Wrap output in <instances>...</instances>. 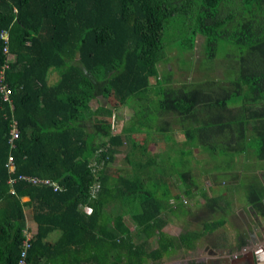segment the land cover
Returning <instances> with one entry per match:
<instances>
[{"label":"trees","instance_id":"1","mask_svg":"<svg viewBox=\"0 0 264 264\" xmlns=\"http://www.w3.org/2000/svg\"><path fill=\"white\" fill-rule=\"evenodd\" d=\"M178 23L185 38L176 35ZM3 31L9 58L0 38V70L7 63L19 138L10 151V112L0 98V264L18 262L26 207L36 224L27 264H147L195 250L224 218L178 236L163 231L162 218L172 212L170 176L189 169L195 148L206 154L207 166L211 161L216 167L207 171L196 161L188 172L204 202L227 214V194L209 196L202 180L230 182L244 190L247 205L264 220V180L257 174L264 168V0H0ZM198 35L208 56L219 40L238 49L235 78L179 85L170 77L162 80L159 64L166 51L189 52ZM110 93L120 105L131 100L138 123L150 124L167 142L174 143L172 127H178L187 148L182 146L177 170L157 161L149 146L132 143L136 126L113 134L110 122L93 118L89 100ZM124 149L129 167L113 173ZM9 153L16 167L12 176L4 167ZM19 175L50 179L61 190L18 180L8 184ZM54 232L58 237L49 240ZM246 244L241 237L238 246Z\"/></svg>","mask_w":264,"mask_h":264},{"label":"rangeland","instance_id":"2","mask_svg":"<svg viewBox=\"0 0 264 264\" xmlns=\"http://www.w3.org/2000/svg\"><path fill=\"white\" fill-rule=\"evenodd\" d=\"M176 35L182 36V38H185L188 36V34L185 32V28L182 24L178 23L177 29H176ZM190 36V35H189ZM180 41V40H179ZM178 41V42H179ZM213 57L208 56L207 48L205 45V39L204 37L198 35L196 37L194 48L189 52H180L178 48H171L166 51L165 53V59L159 64V77L163 80V78L170 77L171 83L173 85H179L185 82H199L204 79H218L219 81L228 83L231 80H233L236 76L234 64L238 58V49L235 46H231V44L226 43V41L219 40L216 46V49L214 50ZM57 78L56 73H53L52 76H50L49 81H52L51 79L55 80ZM89 110L93 113V118L96 121H107L112 124V133L118 134L121 132V129L125 126H131L138 129V131H135L132 136V143L136 146L139 145H147L149 146V152L152 153L155 157L163 158V164L170 165L173 169H178L180 158L184 155V152H182L185 147L184 143H181L182 140V134L180 131H178L177 126H173L172 129L173 132V140L174 144H171L170 142H167L163 136L156 131H153L149 125H143V123H138L136 117L133 114V102L131 100L128 101L125 105H120L115 101L112 94H108L107 97L99 96L96 99L89 100L87 104ZM109 112V113H108ZM196 122V121H195ZM138 124V125H136ZM183 146V147H182ZM187 148V147H185ZM129 150H122L120 154H118L114 161L111 169L112 172L115 173L116 169H125L129 167V164L127 160H125V154ZM193 152L195 154H202L203 152L199 151L198 149H194ZM192 152V153H193ZM203 157L206 159V154L203 155ZM239 162H241V158H238ZM191 160V159H190ZM263 163V162H262ZM211 165V162H210ZM262 165V164H261ZM264 165V163H263ZM210 170H215V165L207 166ZM238 170H242L241 168H238ZM175 174V173H174ZM257 174L262 179L264 178V168L257 170ZM173 176H170L169 182H171V178ZM169 178V177H168ZM178 181L181 183V181L185 182L187 184V178L178 177ZM228 181V180H227ZM202 188H204L208 194L211 193L209 188V180L204 178L202 180ZM192 185V184H191ZM226 185V184H225ZM190 186V185H188ZM233 190L235 192L236 187L232 185V183L227 182L226 187ZM194 186H192L191 189H193ZM238 192V197L233 199V205L234 209L233 212H236L239 210L240 207L239 204L243 203V200L241 198H244V190L240 189L239 187H236ZM177 191H182L177 189ZM182 193V192H181ZM177 193L175 196V202L179 203V200H181V203L185 204L184 207L189 208L191 203L194 201H200L202 202L203 199L200 194L193 193V196H186ZM203 203H205L203 201ZM115 204V203H114ZM244 204V203H243ZM208 206V205H207ZM209 207V206H208ZM210 208V207H209ZM31 209L28 207L25 208V214H26V224L27 228L32 232V234H35L36 227L35 225L31 229L30 223L33 222L31 219ZM177 218L181 216V213L177 214H170L169 219H172L173 217ZM236 217V216H235ZM242 216L238 212V216L236 219H233V225L231 226V229H240L242 227L243 219ZM202 218H206L205 214L202 215ZM208 218H213V214L209 213ZM224 215H221L220 217L216 219H223ZM125 225L130 230L134 229V225L131 223L128 217L123 219ZM193 224V223H192ZM187 225H185V228ZM184 228V229H185ZM173 229L172 226H170L167 231L171 232ZM178 230V231H177ZM177 230H173L174 232L178 233L180 230H182V226H180ZM175 233V234H176ZM58 233L54 232L52 233L48 239L54 240L58 237ZM207 235V234H206ZM205 236V235H204ZM227 236L224 233L220 234H211L204 237L203 241H198L196 244L195 250L190 251H182L177 250L172 254L171 256H168L166 258H163L159 261H152L149 260L147 264H187L190 260L195 261H202L205 259L204 252L206 251H212L211 248L214 246L221 245L222 248H218L219 254L216 256L225 258L229 257L232 258L233 256L231 254L235 253L236 249L233 248L235 242L234 240L232 242H226ZM157 238L156 236L152 237L150 239V244L152 248H155L157 246L156 242ZM237 242V239H236ZM229 244V245H228ZM239 248V247H238ZM237 251H241L240 249H237Z\"/></svg>","mask_w":264,"mask_h":264},{"label":"crops","instance_id":"3","mask_svg":"<svg viewBox=\"0 0 264 264\" xmlns=\"http://www.w3.org/2000/svg\"><path fill=\"white\" fill-rule=\"evenodd\" d=\"M51 80H52V81H50L51 83L55 81L53 79H51ZM171 144H174V143H171ZM157 159H158L157 161H160L161 163H163V158L158 157ZM207 159L208 158L206 157V159H205L202 154H195L193 152V157H189V159H188L189 169L185 170V171H179L178 173H175V174L174 173L171 174V176H173L171 178V183H170V185L172 187L171 188L172 196L170 198V203L172 204V212H167L162 216V218H164L167 222L166 226L163 228L164 232H166L172 236H178L181 232H183L185 230L200 232L203 230L204 225L206 223H209L208 219L211 220L210 222H213V221H217L218 219H216V218L221 216V215L216 214V212H214L207 203H203L204 200L202 202H200L199 200L194 201L197 203V205L195 206V205H193V203H191L189 205L191 207H189V208L184 207L185 204L181 203V200H179V203L174 201L175 197H176L175 195L177 193L182 192V191H177V189H179L180 186L183 187L185 190H188V191L191 190L193 193L197 192V194H198L199 190L196 191L195 188L191 189L192 185H191L190 180H189V173L188 172L190 169L191 170L194 169L196 161L202 162V166L204 168H207ZM241 161H242V159H241ZM159 165L160 164H158V166ZM209 166H211V165L209 164ZM161 167H162V165H161ZM207 169H208L207 171L210 170L209 168H207ZM178 177L187 178V181H186L187 184L183 181H181V183H180L178 181ZM262 179L264 180L263 177H262ZM225 184L227 185V183L226 182L224 183V181H221L220 183H217L215 185H212L209 182L208 190L211 192V193H209V196H218V195H221V193L224 194V192H225L227 194V198L229 199V201H231V208L227 214H222V215H224V219H225L224 225L222 227L214 230L212 233H208L207 235H211L214 233H216V234L224 233L227 236L226 242H232L234 240L235 244H234L233 248L236 249V251H235V253L231 254L234 258L236 255L239 256L241 253L244 252L245 247L242 249L238 248L239 247L238 244H239L241 237L247 242V244H250V241L256 242L262 238V236L264 235V220L260 216H258L255 213V211H253L251 209V206L247 205L245 199H243V198H241V200H243L244 204L243 203L239 204L240 205V207L238 208L239 210H237L236 212H233V209H234L233 199L238 197L239 191L236 190L238 188L233 187V188H235V192H237V193H234L233 190L229 189L231 186H229L227 188ZM188 185H190V186H188ZM27 200H28L27 198L23 199V201H27ZM220 206L226 207L223 202H220ZM179 212L181 213V216L176 218L174 215V217L172 219H169L170 214H177ZM238 212L242 216L241 218L243 219L242 227L240 229H231V226L233 225V221H234L233 219L237 218ZM209 213L213 214V218L207 219V217L209 216ZM203 214H205V217H206L205 219L202 218ZM33 224L36 227V224L33 221L32 223H30L31 229L34 226ZM185 225H187L186 228H185ZM170 226L173 227V229H169L172 231V233L167 231V229ZM180 226H182V230H180L178 233L173 231V230H177ZM133 230H131V231H133ZM207 235L205 234V236H207ZM205 236L203 235L198 241H203ZM236 239H237V242H236ZM196 244L197 243H195V246H196ZM217 247L222 248L221 245H218V246L212 247L211 248L212 251L208 250V251L204 252L203 256H205V259L200 261V262L205 263V261H207V260L210 261L211 257H214L216 255V253L218 255L219 252H218ZM248 248H249V246L246 247V249H248ZM237 249H240L241 251H237ZM263 255L264 254H262V256ZM263 258H264V256H263ZM262 264H264V259L262 260Z\"/></svg>","mask_w":264,"mask_h":264},{"label":"built area","instance_id":"4","mask_svg":"<svg viewBox=\"0 0 264 264\" xmlns=\"http://www.w3.org/2000/svg\"><path fill=\"white\" fill-rule=\"evenodd\" d=\"M0 38L4 41L5 47L3 48V52L6 54L7 58L8 56V31H3L0 35ZM8 65L5 63L1 70H0V98L4 104H7L9 107V114L6 113V116L10 118L9 122V130L7 135V142L9 144L10 151L15 148V142L19 138V128L18 123L14 119L12 112H13V104L11 100V90L6 82L5 78V70L7 69ZM6 168L8 174L12 176L15 173L16 167L14 164V157L11 153H9L7 157V161L4 165ZM22 181L27 184L35 185V186H47L52 188L54 192H57L61 190V187L58 183L47 179V178H39V177H32V176H26V175H19L16 178L10 177L8 180L9 185H13L15 181ZM95 191V190H94ZM11 193H14L13 189L11 188ZM84 212L86 214H91L92 209L90 207H85ZM33 239L32 232L26 227L24 230V240L21 245V251H20V257L18 259L17 264H27V253L31 246V240Z\"/></svg>","mask_w":264,"mask_h":264},{"label":"flooded vegetation","instance_id":"5","mask_svg":"<svg viewBox=\"0 0 264 264\" xmlns=\"http://www.w3.org/2000/svg\"><path fill=\"white\" fill-rule=\"evenodd\" d=\"M249 246L248 249L246 247ZM245 247V248H244ZM244 247V252L239 256L236 255L234 258L223 259L219 256L211 257V260L205 261V264H252L251 255L254 258V264H262V260L264 259L262 254H264V235L262 238L256 242L250 241V244H246Z\"/></svg>","mask_w":264,"mask_h":264},{"label":"water","instance_id":"6","mask_svg":"<svg viewBox=\"0 0 264 264\" xmlns=\"http://www.w3.org/2000/svg\"><path fill=\"white\" fill-rule=\"evenodd\" d=\"M252 252H250V255H251V262H252V264H254V258H253V256H252V254H251ZM229 257H225V258H223V259H228Z\"/></svg>","mask_w":264,"mask_h":264}]
</instances>
